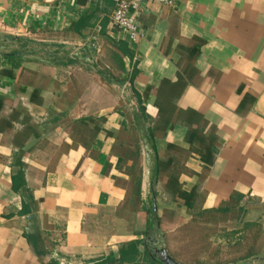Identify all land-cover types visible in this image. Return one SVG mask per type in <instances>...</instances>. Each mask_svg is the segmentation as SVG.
Masks as SVG:
<instances>
[{
	"label": "crops",
	"instance_id": "crops-1",
	"mask_svg": "<svg viewBox=\"0 0 264 264\" xmlns=\"http://www.w3.org/2000/svg\"><path fill=\"white\" fill-rule=\"evenodd\" d=\"M136 1L131 43L115 0H0V34L26 39L18 66L0 57V264L118 261L135 243L123 264H159L150 244L163 234L176 260L171 236L196 214L234 194L264 208V0ZM170 95L174 124L130 175L119 146L137 98L155 128ZM172 175L194 211L165 192Z\"/></svg>",
	"mask_w": 264,
	"mask_h": 264
},
{
	"label": "rangeland",
	"instance_id": "rangeland-1",
	"mask_svg": "<svg viewBox=\"0 0 264 264\" xmlns=\"http://www.w3.org/2000/svg\"><path fill=\"white\" fill-rule=\"evenodd\" d=\"M7 38L10 36L0 34V41ZM1 47L0 55L25 53V48L20 44L16 47L13 42H2ZM134 137L127 139L129 143ZM130 147L133 150V145ZM255 205L249 203L247 209L236 208L226 215L193 217L191 224L171 236V254L180 264H245L264 256V208L257 209ZM251 255L254 256L245 259Z\"/></svg>",
	"mask_w": 264,
	"mask_h": 264
},
{
	"label": "trees",
	"instance_id": "trees-1",
	"mask_svg": "<svg viewBox=\"0 0 264 264\" xmlns=\"http://www.w3.org/2000/svg\"><path fill=\"white\" fill-rule=\"evenodd\" d=\"M20 43H22V47L25 48L26 45V39H20ZM5 44L15 42V39L7 38L5 41ZM25 53L23 52H16V53H4L1 54V58H3L5 61H7L9 64H15L21 63L25 57ZM18 62V63H17ZM179 96H173L170 95L166 98H163L162 100L159 98V110H160V119L156 123L157 127H147L148 119L145 115L144 108L142 107V101L140 98H137V101L135 103V106L138 108L136 109L132 114V122H131V128L128 130V128L125 126V131H129L131 136H135L132 140L131 145H133V150H131V147L129 149L125 148L123 149L124 145L121 144L119 147L120 149V156H119V168L120 165L127 163L128 161H132V167L129 171V174L132 175L133 172L136 170L137 165L139 164V159L142 152V144L144 141H146L147 145H151L152 148H154V133L156 131H164L167 129L168 126H172L174 124V115H175V105L173 100L175 101L178 99ZM130 146V145H129ZM169 163L164 162H157V174L163 169L165 170L166 167H168ZM141 173V171H140ZM156 174V175H157ZM157 178V177H156ZM156 183V181L154 182ZM18 184V178H13V189L15 191H18L17 188ZM142 186V176L140 175L137 179L136 183V195L140 194V189ZM165 192L170 195V199L174 201L175 203L182 204L186 206L187 210L194 211L193 209V203H191V197L192 195H187L183 193L180 189L178 178L175 176H169L167 178L166 182V188ZM244 196L239 194H234L231 197V203L226 205L224 208H221L219 210H216L215 213L219 214H229L232 211H234L236 208H239L241 211L243 210L242 207H239L241 203L244 201ZM209 214L207 212H201L196 214L195 216L202 217L203 215ZM148 222L153 220L152 214L148 215L147 218ZM137 243L131 244L128 246V249L121 253V256L118 261L114 260L113 258H108L105 261H102L98 264H123V263H137L139 259V252L137 251ZM254 255L248 256L245 259H250ZM244 259V258H243ZM200 264V263H198Z\"/></svg>",
	"mask_w": 264,
	"mask_h": 264
},
{
	"label": "built area",
	"instance_id": "built-area-1",
	"mask_svg": "<svg viewBox=\"0 0 264 264\" xmlns=\"http://www.w3.org/2000/svg\"><path fill=\"white\" fill-rule=\"evenodd\" d=\"M171 9H178L180 0H154ZM139 5L136 0H115L112 25L116 31L131 43L141 37L138 24Z\"/></svg>",
	"mask_w": 264,
	"mask_h": 264
},
{
	"label": "water",
	"instance_id": "water-1",
	"mask_svg": "<svg viewBox=\"0 0 264 264\" xmlns=\"http://www.w3.org/2000/svg\"><path fill=\"white\" fill-rule=\"evenodd\" d=\"M1 49L2 48L0 46V51H1ZM156 211H157L156 205H154V212L156 213ZM154 237L156 238V236H154ZM150 242H151V240H150ZM155 243L158 245V247L154 246L152 243L150 244V248H152V250L154 252V254H150V257L153 260L157 261L159 264H179L176 260H174L169 255V253L165 247V237L163 234H161L160 240L159 241L156 240ZM256 263H264V256H258L256 258L252 259L251 261L246 262L245 264H256Z\"/></svg>",
	"mask_w": 264,
	"mask_h": 264
},
{
	"label": "flooded vegetation",
	"instance_id": "flooded-vegetation-1",
	"mask_svg": "<svg viewBox=\"0 0 264 264\" xmlns=\"http://www.w3.org/2000/svg\"><path fill=\"white\" fill-rule=\"evenodd\" d=\"M2 42V41H1ZM1 46V45H0ZM2 48V47H1ZM155 243H153V245H154ZM148 252L150 253V254H154V252H153V250H152V248H148Z\"/></svg>",
	"mask_w": 264,
	"mask_h": 264
}]
</instances>
